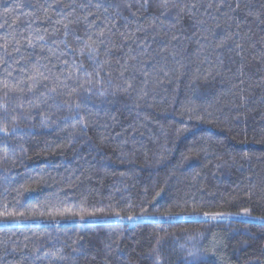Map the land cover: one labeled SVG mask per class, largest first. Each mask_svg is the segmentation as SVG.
Returning <instances> with one entry per match:
<instances>
[{
	"label": "trees",
	"instance_id": "1",
	"mask_svg": "<svg viewBox=\"0 0 264 264\" xmlns=\"http://www.w3.org/2000/svg\"><path fill=\"white\" fill-rule=\"evenodd\" d=\"M5 42L0 264H264L263 224L203 215L264 219V0H0Z\"/></svg>",
	"mask_w": 264,
	"mask_h": 264
},
{
	"label": "snow or ice",
	"instance_id": "2",
	"mask_svg": "<svg viewBox=\"0 0 264 264\" xmlns=\"http://www.w3.org/2000/svg\"><path fill=\"white\" fill-rule=\"evenodd\" d=\"M128 7H130V5H127ZM163 6L164 7H168V0H163ZM212 5L209 4L208 7H211ZM95 7L97 9L103 7V3H99L97 5H95ZM193 8L196 7V5H192ZM238 7V5H237ZM105 11H107V8H105ZM65 19H67V17H65ZM58 23H63V21H58ZM75 23V21L73 20H68L67 23H63V27L65 29V36H67L69 34V26L71 24ZM123 35V34H121ZM99 36H104V32L101 31L99 33ZM40 39H43V37H40ZM77 39H80L79 37H77ZM91 41V37L88 38V40H85L84 41V46L85 48H87L89 50V54L90 56H94L97 52V49L96 47H94V41L90 42ZM103 42V41H101ZM28 46L29 47H34V45L32 44L31 40L28 41ZM237 47H242L241 45H237ZM0 50H2L3 52V55H0V64H3V63H7L6 60H4V57L5 56H11L12 54L8 51V43L5 42L4 44H0ZM15 52H19L20 51V48L19 47H15L13 49ZM16 63H19V61H16ZM32 73L28 76V79L27 81H24V80H20L18 81L16 84H14L13 86H9L8 82H5L4 83V89H7V90H10V91H13V92H19V93H23L25 91L24 87H22L21 85H24L25 83L28 84V87H27V91L28 92H34L40 85L41 83L44 81V80H47L48 77L40 71V68L37 67L36 65H33L32 66ZM5 71L7 72V69H5ZM8 75H11V73H8ZM45 87H47V85H45ZM128 87L130 88L131 85H128ZM90 90V89H88ZM52 92H55L56 89L55 87H53L51 89ZM124 91H128V88H125ZM7 95V92H5V96ZM43 95V93L41 94ZM31 103V101L29 102ZM2 107V106H0ZM19 107H23V105H19ZM76 107L78 108L79 107V104L76 105ZM13 119H15V117H13ZM0 131H3L5 133H7V129L6 128H2L0 129ZM193 211H195V209H193ZM143 214V213H141ZM240 214H243V215H246V216H250L252 213H251V210L250 209H243L242 210V213H237L236 215H240ZM92 215H95V213H92ZM117 216H119V213H116ZM204 216H210L212 219L216 220V219H219V218H222L224 217L225 215H232L231 213H223V212H212V213H208V212H205L203 213ZM122 218V217H121ZM137 217H133V216H129L127 217V219L129 220H134L136 219Z\"/></svg>",
	"mask_w": 264,
	"mask_h": 264
},
{
	"label": "rangeland",
	"instance_id": "3",
	"mask_svg": "<svg viewBox=\"0 0 264 264\" xmlns=\"http://www.w3.org/2000/svg\"><path fill=\"white\" fill-rule=\"evenodd\" d=\"M223 219H228V220H235V221H239V220H243V221H249V222H254V223H259V224H263L264 225V219L262 218H254L251 216H246L243 214L240 215H236V214H232V215H225L224 217H222ZM221 218V219H222ZM140 221H151L153 220L150 217H140L139 218ZM161 218H154V220H159ZM186 219H205L204 216H190L187 217ZM119 220H117L116 218H104V219H88V220H81V219H66V220H52V221H34L31 223H27V224H35V225H78V226H86V225H98V224H111L114 222H117ZM125 223H129L132 220L129 219H124L123 220ZM2 226L4 225H10V226H15L17 225L14 222H9V223H1Z\"/></svg>",
	"mask_w": 264,
	"mask_h": 264
}]
</instances>
